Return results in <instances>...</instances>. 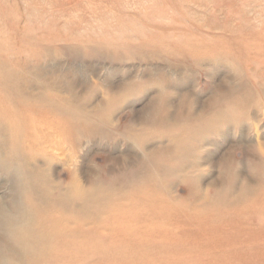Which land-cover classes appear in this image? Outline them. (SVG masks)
Instances as JSON below:
<instances>
[{
	"label": "rangeland",
	"instance_id": "obj_1",
	"mask_svg": "<svg viewBox=\"0 0 264 264\" xmlns=\"http://www.w3.org/2000/svg\"><path fill=\"white\" fill-rule=\"evenodd\" d=\"M0 47V264H264V0H0Z\"/></svg>",
	"mask_w": 264,
	"mask_h": 264
},
{
	"label": "bare ground",
	"instance_id": "obj_2",
	"mask_svg": "<svg viewBox=\"0 0 264 264\" xmlns=\"http://www.w3.org/2000/svg\"><path fill=\"white\" fill-rule=\"evenodd\" d=\"M1 48V47H0ZM6 83H7V79H6V76L2 73V71H1V66H0V93L2 92V93H5L6 91L8 92V90H7V86H6ZM9 86V85H8ZM12 92H13V90H12ZM1 95V94H0ZM23 107V106H22ZM0 110H5V112H6V116H3V118L5 119V120H7V122L11 125V122L10 121H8L9 119H8V117L9 116H13V114H14V121L17 119V115H19V113L17 112V104L15 103V101L12 99V96H11V94H10V92H9V94L6 96V95H4V96H0ZM30 110V108L29 107H24L23 108V111L24 112H28ZM24 118H27V117H21L20 118V121L21 122H24ZM12 126V128L14 129L15 128V124H12L11 125ZM10 126V127H11ZM39 185V184H38ZM75 193V195L74 196H72V197H67L66 198V200H65V210L66 211H68V213H71V211H75V212H72V216H73V214L75 215L76 214V216H79L80 215V213H81V211H79L78 210V208H76L77 206L76 205H78V203L81 201V200H83L84 201V197H83V195L79 192V191H74ZM146 193V192H145ZM32 196V195H31ZM46 198H47V196H45ZM145 197V199L147 198V196H144ZM44 199V201L45 200H48V198L47 199ZM76 198H78L79 199V202L75 205L74 204V202L75 201H77V199ZM110 197H108V198H106V199H109ZM262 200H263V198L262 197H257V198H255V199H252L251 201H249L246 205H244V207L242 208V211H251L252 209H254V208H256V209H258V207H259V205L261 204V202H262ZM110 201V200H109ZM44 204H46V203H43V206H44ZM48 204V203H47ZM49 205V204H48ZM50 205H53V204H50ZM102 205V204H101ZM54 206V205H53ZM56 207V206H55ZM72 207V208H71ZM103 207H105V206H103ZM47 208V207H46ZM46 208H45V210H46ZM74 208L77 210H74ZM51 209V208H50ZM49 209V210H50ZM57 209V208H56ZM55 209V210H56ZM97 209V208H96ZM95 209V210H96ZM41 210V209H40ZM54 210V209H53ZM52 209H51V211H53ZM57 211V210H56ZM59 211V210H58ZM98 211V210H97ZM40 212V211H39ZM61 212V211H60ZM53 213V212H52ZM59 213V212H58ZM61 213H63V212H61ZM68 213H66V214H68ZM38 214V213H37ZM47 214V213H46ZM84 214V213H83ZM38 215H40V214H38ZM70 215V214H69ZM0 216L4 219L6 216H7V214H3V213H1L0 212ZM13 216V215H12ZM42 216H44V215H42ZM56 216V215H55ZM60 216H62L61 214H60ZM10 217V216H9ZM36 218H37V216H35ZM63 217V220H64V216H62ZM104 217V216H103ZM41 218V217H40ZM61 218V217H60ZM59 219V218H58ZM57 219V220H58ZM67 219H68V217H67ZM66 219V221H68ZM77 219H79V218H77ZM77 219H75V221H77V222H79ZM81 219H83V218H81ZM11 220H13V218L12 217H10V221ZM32 220V219H31ZM38 221H39V219H37ZM36 220V221H37ZM47 219H44L43 220V217L40 219V223L39 224H37L36 225V229H35V227H34V229L36 230V232L37 231H39V232H37L38 233V236H36V237H33V238H30V243L31 244H29V246H28V248H27V246L25 247V255H26V257L28 256V257H30V258H33V260L34 261H36V257H35V253L33 252V246H39V248H42L41 250H46V255L48 256V257H50V256H54L55 255V253H54V250H55V247L57 248L58 247V245H56L55 247H54V245H55V241H54V239L55 238H57V236L54 234V232H53V228H54V226L56 225V222L57 221H51L50 220V222H49V224H48V226L46 227V225H45V221H46ZM84 220H85V218H84ZM87 220V219H86ZM7 222H9V220L7 219L6 220ZM59 221V220H58ZM73 221H74V219H73ZM83 221V220H82ZM22 222H23V220H21V221H18V219L17 218H14V221L13 222H11V224L9 225V227L11 228V229H9V230H11V231H14V232H16V233H18L19 235H20V238L22 239L23 237H24V235H25V231H26V229H25V225L24 226H22ZM64 222V221H63ZM3 223V222H2ZM58 223V222H57ZM60 223V222H59ZM58 223V224H59ZM74 223H76V222H74ZM83 224H84V222H82ZM106 223V222H105ZM105 223H103V224H105ZM4 224V223H3ZM2 224V225H3ZM81 224V223H80ZM79 223H78V226L76 225V224H74V231H75V225H76V227H78L79 228V225H80ZM83 224H81V226L83 225ZM106 224H108V223H106ZM105 224V225H106ZM102 226V225H101ZM38 227H39V230H38ZM101 228V227H100ZM83 229V228H82ZM8 230V231H9ZM55 230V229H54ZM23 231V233L21 234V232ZM92 232H93V230H91ZM99 231H100V229H99ZM53 232V233H52ZM61 232V231H60ZM81 232V231H80ZM55 233H57V232H55ZM91 233V232H90ZM93 233H95V232H93ZM114 233V232H113ZM74 234V233H73ZM98 234V233H97ZM96 233L94 234V235H97ZM100 234V233H99ZM101 234H103V233H101ZM105 234V233H104ZM37 235V234H36ZM61 235H62V232H61ZM115 235V234H114ZM117 235V234H116ZM120 235V234H119ZM125 235V234H124ZM98 236V235H97ZM60 237V236H59ZM119 237V236H118ZM62 238V237H61ZM97 238V237H96ZM114 238V237H113ZM123 238V237H122ZM60 239V238H59ZM58 239V240H59ZM64 239V238H63ZM116 240H118V239H116ZM127 240V239H126ZM97 241V240H96ZM106 241V240H105ZM115 241V240H114ZM140 241H141V239H140ZM139 241V242H140ZM116 242V241H115ZM105 243V242H104ZM103 243V244H104ZM104 247V246H103ZM109 247V246H108ZM111 247H114L113 245L111 246ZM178 247V246H177ZM110 248V247H109ZM187 248H189L188 246H187ZM59 249V248H58ZM60 250V249H59ZM64 249H62V251H63ZM182 250H184V249H182ZM187 250H189V249H187ZM191 251V250H190ZM108 252H110V251H108ZM113 252H114V249H113ZM196 252V251H195ZM194 252V253H195ZM199 252V251H198ZM98 253V255H100V254H102L101 252H97ZM65 254V253H64ZM200 255V254H199ZM37 256V255H36ZM2 257V256H1ZM191 257V256H190ZM164 258V257H163ZM57 259V258H56ZM53 260V259H52ZM55 260V259H54ZM160 261V260H159ZM6 263V262H5ZM4 263V264H5ZM8 263V262H7ZM37 263V262H36ZM194 264V263H193Z\"/></svg>",
	"mask_w": 264,
	"mask_h": 264
}]
</instances>
